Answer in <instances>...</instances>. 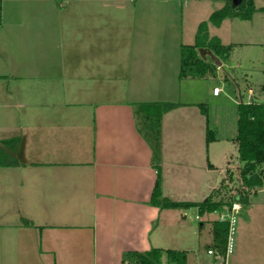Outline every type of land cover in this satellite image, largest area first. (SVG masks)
<instances>
[{
    "label": "crops",
    "instance_id": "crops-1",
    "mask_svg": "<svg viewBox=\"0 0 264 264\" xmlns=\"http://www.w3.org/2000/svg\"><path fill=\"white\" fill-rule=\"evenodd\" d=\"M182 8L176 0H4L0 264H123L126 252L154 247L151 236L162 214L175 211L178 222H187L191 209L210 226L209 249L218 251L214 221L220 212L201 216L197 208L151 204L158 172L136 113V104L163 102L189 81L180 78L181 59L168 64L163 57L160 64L157 58L172 48L169 38L179 51ZM236 19L241 20L229 21ZM244 43L256 41L242 37L229 44ZM20 50L31 58L23 60ZM232 64L235 72L241 66ZM153 83L163 87L152 101ZM250 88L264 101V85ZM177 103L183 106L174 111L196 104ZM72 112L77 119L71 121ZM166 115L162 193L176 201H202L222 183L208 194L202 179L215 169L208 149L215 141L207 143L209 127L201 123L198 137L204 134V140L180 133L166 142ZM238 169L228 166L223 180ZM250 197L239 212L238 249L228 264H264V208L253 212L264 206V187ZM195 260L214 263L212 255Z\"/></svg>",
    "mask_w": 264,
    "mask_h": 264
},
{
    "label": "rangeland",
    "instance_id": "rangeland-1",
    "mask_svg": "<svg viewBox=\"0 0 264 264\" xmlns=\"http://www.w3.org/2000/svg\"><path fill=\"white\" fill-rule=\"evenodd\" d=\"M177 2L183 4L182 13L184 19V30L182 40H180V48L176 52L173 41L169 38L167 43L172 48L166 54L158 53L159 56L157 58L160 60V64H163V57L166 58L168 64L172 60L181 59L182 45L194 44L200 24L203 21H207L213 12L221 9L227 3V0H176ZM255 2L257 8L264 6V0H255ZM229 20L231 19L225 20L221 26L211 25L209 33L213 36H218L223 44L241 41L242 37H244L245 39L256 41L255 45L252 46L244 43L237 46L229 60L223 61L224 64L218 67L216 75H210L205 79L183 81L181 83L182 89L181 87L178 88L177 85L170 92L169 96H164L168 98L163 101L177 102L180 100L182 103H196L195 106L192 105L183 109V111H174V109V112L170 111L169 115H166V142L172 141L175 138H172L175 134L180 136V133H182L183 138L187 137L196 142L201 139L204 140V134L203 137H198L201 134V123L204 124V127L206 125V128L209 127V129L214 131L216 139L218 137V140L211 144L213 146L208 148L210 149V158L212 164L215 165V169L202 178L205 181V185L208 186L206 187L208 194L212 191L210 186L216 188L223 182L228 166L235 170L237 166H240L237 174L234 175L235 182L228 183L230 180L227 179L226 183L229 188L232 187L235 191L236 188L240 189L243 186L240 176L243 165L238 160L237 144L232 140L238 133L237 103L239 92L241 90L243 100L246 101L249 86L260 88L264 85V13L257 12L250 21ZM175 45L177 44L175 43ZM17 55L23 60L31 58L30 53L25 54L23 50L17 52ZM207 59L213 62L211 57ZM237 61L240 62L241 66L235 72V68H231L230 64L235 63V67ZM161 68L156 67V69ZM168 69H170L169 65ZM162 87L163 83L152 84V101L159 99L161 90L158 88ZM216 87L220 89L219 97H214L213 95ZM205 107L207 110L204 109ZM85 113L88 121L89 110H86ZM70 118L72 121L76 118V115L72 112ZM138 120L140 122L139 118ZM207 121H209V124ZM166 174L168 175V172ZM196 197L200 198V195ZM253 198L255 199V197ZM258 206L253 210L254 214H257L261 210L260 207L264 208L263 205ZM175 214L177 212L171 211L165 214L166 217H163L164 214L161 215L158 220L159 225L151 236L153 246L163 249L186 250L188 252L187 264H195L197 261L195 259H198L200 263L206 261V259L209 260L210 254L208 253V249L211 244L210 226H208L207 222L197 219L194 209L188 211L187 222H178ZM213 216L217 217L216 214ZM239 218L240 215L237 217L234 252L238 249V234L241 222ZM202 222L206 223L204 228H201ZM164 264H168L167 261Z\"/></svg>",
    "mask_w": 264,
    "mask_h": 264
},
{
    "label": "trees",
    "instance_id": "trees-1",
    "mask_svg": "<svg viewBox=\"0 0 264 264\" xmlns=\"http://www.w3.org/2000/svg\"><path fill=\"white\" fill-rule=\"evenodd\" d=\"M0 0V25L2 23V5ZM257 12L264 13V6L257 8L255 0H227L219 10L213 12L207 21H203L198 29L194 44H183L181 49V79H205L216 75L218 66L214 62L204 59L200 48L212 50L222 61H227L232 56L235 45L223 44L217 36H210L211 25L221 26L226 19L239 18L250 21ZM239 85V84H238ZM241 91V90H240ZM240 93V92H239ZM182 104L177 102H148L136 104V113L140 119L139 131L150 143L153 151L152 163L157 169V179L151 198V204L160 209L197 208L201 216L215 212H223L235 202L242 205L249 204L251 192H257L264 187V101L254 98V102H243L242 93L239 94L237 103V128L238 133L233 139L238 148V160L243 165L240 171L242 187L229 188L226 183H234V173L228 171L227 178L221 183L219 189L214 190L202 201H176L162 193V123L166 113L177 109ZM205 110L206 107L204 108ZM206 113V111H205ZM216 141L214 131L208 129L207 143ZM5 163L0 160V165ZM249 172L244 175L243 169ZM228 222L214 221V248L223 255L228 241ZM187 264L188 256L184 250L163 249L153 247L145 252L128 251L124 254L123 264Z\"/></svg>",
    "mask_w": 264,
    "mask_h": 264
},
{
    "label": "built area",
    "instance_id": "built-area-1",
    "mask_svg": "<svg viewBox=\"0 0 264 264\" xmlns=\"http://www.w3.org/2000/svg\"><path fill=\"white\" fill-rule=\"evenodd\" d=\"M214 93L218 95L220 93V89L216 87L214 89ZM254 89H248L247 100L243 102L250 104L254 102ZM243 205L239 202H235L230 208H227L225 211L220 213L219 221L220 222H228L229 231H228V241L226 245V250L223 255H221L218 251L213 248L208 249V253L214 257L213 264H228V260L234 253V242H235V233H236V224L237 217L239 215L240 210H242Z\"/></svg>",
    "mask_w": 264,
    "mask_h": 264
},
{
    "label": "water",
    "instance_id": "water-1",
    "mask_svg": "<svg viewBox=\"0 0 264 264\" xmlns=\"http://www.w3.org/2000/svg\"><path fill=\"white\" fill-rule=\"evenodd\" d=\"M199 51H200L201 56L204 59L211 57L215 65H217L218 67H221L223 65L222 60L212 50H209L207 48H200ZM248 172H249V169L244 167L242 173L246 175Z\"/></svg>",
    "mask_w": 264,
    "mask_h": 264
},
{
    "label": "flooded vegetation",
    "instance_id": "flooded-vegetation-1",
    "mask_svg": "<svg viewBox=\"0 0 264 264\" xmlns=\"http://www.w3.org/2000/svg\"><path fill=\"white\" fill-rule=\"evenodd\" d=\"M235 1H238V0H235Z\"/></svg>",
    "mask_w": 264,
    "mask_h": 264
}]
</instances>
